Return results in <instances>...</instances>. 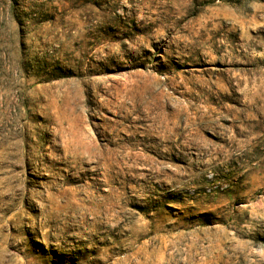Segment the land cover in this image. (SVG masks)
Listing matches in <instances>:
<instances>
[{"label":"rangeland","instance_id":"374dc122","mask_svg":"<svg viewBox=\"0 0 264 264\" xmlns=\"http://www.w3.org/2000/svg\"><path fill=\"white\" fill-rule=\"evenodd\" d=\"M0 264H264V0H0Z\"/></svg>","mask_w":264,"mask_h":264}]
</instances>
